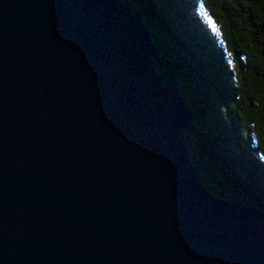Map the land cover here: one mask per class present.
<instances>
[{
  "label": "water",
  "instance_id": "water-1",
  "mask_svg": "<svg viewBox=\"0 0 264 264\" xmlns=\"http://www.w3.org/2000/svg\"><path fill=\"white\" fill-rule=\"evenodd\" d=\"M124 0H0V264H264L212 193L193 112Z\"/></svg>",
  "mask_w": 264,
  "mask_h": 264
},
{
  "label": "trees",
  "instance_id": "trees-1",
  "mask_svg": "<svg viewBox=\"0 0 264 264\" xmlns=\"http://www.w3.org/2000/svg\"><path fill=\"white\" fill-rule=\"evenodd\" d=\"M193 112L190 162L214 194L264 212V0H124Z\"/></svg>",
  "mask_w": 264,
  "mask_h": 264
},
{
  "label": "bare ground",
  "instance_id": "bare-ground-1",
  "mask_svg": "<svg viewBox=\"0 0 264 264\" xmlns=\"http://www.w3.org/2000/svg\"><path fill=\"white\" fill-rule=\"evenodd\" d=\"M151 37V36H150ZM152 39V38H151ZM152 41H153V39H152ZM154 43V42H153ZM204 186H205V184L204 183H202ZM213 193V192H212Z\"/></svg>",
  "mask_w": 264,
  "mask_h": 264
}]
</instances>
